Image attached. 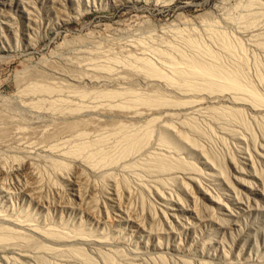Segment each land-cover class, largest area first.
<instances>
[{
	"label": "rangeland",
	"instance_id": "374dc122",
	"mask_svg": "<svg viewBox=\"0 0 264 264\" xmlns=\"http://www.w3.org/2000/svg\"><path fill=\"white\" fill-rule=\"evenodd\" d=\"M0 2V113L30 127L24 90L47 82L92 94V120L131 112L109 137L45 143L43 118L20 141L45 151L0 146V210L51 232L0 264H264V0ZM92 136L98 157L69 153Z\"/></svg>",
	"mask_w": 264,
	"mask_h": 264
},
{
	"label": "bare ground",
	"instance_id": "6f19581e",
	"mask_svg": "<svg viewBox=\"0 0 264 264\" xmlns=\"http://www.w3.org/2000/svg\"><path fill=\"white\" fill-rule=\"evenodd\" d=\"M0 3H2V2H0ZM8 26H10V25L8 24ZM4 36H5L4 34H2V35L0 34V39L3 38ZM47 83H45V84L42 83L44 85H42V84L41 85L40 84H35V85H31V86L27 87L24 90V92L27 93V95L29 96V98L25 99L21 103L22 104V107L24 106L23 108H25V106H27V107L32 108V111L33 110L35 111V114H34L31 110H29V112L31 111L33 113V115H32L31 112L29 113L28 110H27V117L29 115H32L33 116L32 121H31L32 123H30L31 124L30 127L27 124L28 122H26L27 119L25 120L24 123L21 122L22 124H24V125H21V126L22 127L24 126V128L29 129L28 132L31 135H35V136L40 137L39 134H41V133L38 132V127H39V124L41 123V121L43 120V118H49V121L51 119L52 120L51 121L52 124H53V120L55 119L54 120V123L55 124H53L54 127L52 129H50V128L47 129L48 131H46L45 133H43V135L41 134L42 137H43V138H41L42 142H45V143H48L49 142L50 143L52 141V143H53L57 139H59L58 137H60V135L63 134V133H66V134L67 133H70V136L72 134L73 137H75L77 134H79V136H81L83 134V136H85L84 138H86V136L89 137L93 133L98 134V132H100V131L102 132L104 129H105V132L108 129H109V131H111L110 133H109V131H107L108 132V137H109V134L111 135L112 132L116 131L115 128L117 127V124L111 123L110 120H108V121L105 120L106 121L105 122V121L102 120V118H105L106 119L108 117V119H110V118H112V115H114L117 118H119V117H127L128 118L131 115V112L130 113L129 112L127 113V111H123L121 107H120L121 109H115L114 110V107L115 106H112V102H111V104L108 103L109 105L106 104V106H108V107H105L104 104L103 105L101 104L100 107L103 110L101 109L102 111L99 114L98 113L96 114V117L97 118L94 117L95 119L92 120V119L87 118V117H93V115L95 114V112H93V115H92V113H90V111H92L93 109H96V108L99 109V106L97 104H95V102H97V101H95V102L93 101L94 103L90 101V99H93V95L92 94H86L87 91H84V90L83 91H80V92H75L72 89V87H69L68 86V88L71 89L70 91L68 90V92H70L73 95H71V94H68L67 95V94H64L65 92L63 93V90H65V91L67 90L66 89L67 86H65V88L61 89L62 86H61V88H58L60 86L57 85L58 86L57 87V86H55L56 84L55 85L54 84L46 85ZM80 87H83V86H80ZM60 89L62 91H60ZM78 89H81V88H78ZM68 92L66 91V93H68ZM111 92H113V91H110V93H108V94L106 92L105 94L108 95V96H110L111 95ZM117 92L118 91H115V94ZM122 93H123V91H122ZM122 93L120 94V92H119L117 94L118 97H116V95H115V98H119V95H122ZM112 94H113V97H114V92ZM91 95H92V97H91ZM104 95H102V96L104 97ZM106 95H105V97H106ZM74 100L79 101V103H77L76 105L72 104L71 102H73ZM107 100H106V102H107ZM110 105L113 108L109 107ZM119 105L120 104H118V106ZM5 108H8V107H5ZM42 108L44 109V111L46 110L45 108H47L48 111L51 110V112H49L50 114L47 111H45V113L47 112V114H44V113L42 114V112H40V111L43 110ZM76 108H79V110H75ZM36 110H39V112H37ZM10 112L11 111L9 110L8 111V114H6L7 112L4 114V111H2L0 113V146H3V147L6 146L7 147V145H9V147H11L10 145H13V146L16 145L17 148L20 151L21 150H22V152L25 151V153H31V151L32 150H35V149H42V150L45 151L46 147H48L49 144H47V145L45 144V145H42V146H40V144H39V146H40L39 147L38 144H36L35 142H21L20 141V140H22L21 137H20L21 136L20 134H22L23 131H25L24 128H21L20 123L18 122V121H20L22 119V117H20L21 115L20 116L17 115V117H20V119L17 118V117L14 119V120L19 119V120L16 121L19 124H16V122L12 121L13 116H12V118H10L11 115H12V113H11V115L9 114ZM24 112H26V110ZM78 112H86V114H83L82 116H80V115L77 116V114H80ZM28 113H29V115H28ZM25 115H26V113H25ZM55 115H56V117H55ZM99 115L101 116V118H98ZM132 116H133V113H132ZM14 117H15V114H14ZM84 117H86V118H84ZM56 119H59L60 122L59 121L56 122ZM22 121H24V119H22ZM46 121H47V119H46ZM91 122L93 123V125L90 124ZM25 124H27V126ZM36 124H37V126H34ZM49 124H51V123H49ZM58 124H61L62 127H60V125H59V127H57ZM81 125H83V126L86 125V126H84L85 129H83V131H82L83 126L81 128L80 127ZM87 125L92 126V127H89ZM115 125H116V127H115ZM112 126L115 127V128H113ZM77 127L79 128L78 130H77ZM86 127H88V128H86ZM89 128H91L90 129L92 131L91 133H90V130L89 131L88 130L87 131H84V130L89 129ZM75 130L78 133H76ZM79 130L82 131V132H80ZM75 133H76V135H74ZM103 133H104V131H103ZM100 134H102V133H99V135ZM99 135H97V136H99ZM104 136L106 137V135H103V136L101 135L99 137H102L103 139L109 141L107 138H104ZM78 137H75V138H77V140H78V139H80ZM99 137H97V139H96V136L94 138L92 136V140H90L91 137H90V139L88 138L90 141H88V139H87L88 142H86V140L83 141L84 140L83 139V140H81V143L77 142L79 144L72 145L73 150H71L72 149L71 147H70L71 149L69 148L71 150V152L69 151V149H68V151L72 155L82 156V154H84V152L86 150L88 152L90 149L94 148L93 149L94 152L92 151L91 153L94 154L95 153V150H96V154H94V155H97L99 153V151H101L102 146L104 147V145L106 144V142L101 143V144H103V145L100 146L101 148L99 146H97L98 144H100V141L101 142L103 141V139H99ZM74 139H73V141H74ZM70 141L72 142V140H70ZM42 142H40V143L43 144ZM66 142L67 141L63 142V145H65V144H67V145L69 144L70 145L71 144V142L70 143H68V142L66 143ZM96 146L98 147V149H97ZM74 147H76V148H74ZM95 147H96V149H95ZM104 148H106V147H104ZM85 154H86V152H85ZM85 154L83 155L84 157H85ZM88 154H86L87 160H88V157L89 156L92 159L94 155L93 154H90L88 156ZM91 155H93V156L91 157ZM97 157H98V155H97ZM99 157L102 158L101 153L99 154ZM19 160H20V157H19ZM24 170L28 174H32V176H34V172H35L34 163H32V162H30V163L25 162L23 164V168H22V165H19L18 166V169L16 171L17 172L20 171L19 173H21V171L24 172ZM8 173H9V171L7 172L4 167H1L0 168V179H1L2 176H3L2 179L5 178V175H8ZM5 180H6V178H5ZM4 181H1L0 180V194L2 196V197L0 196L1 198H7V196L9 197L8 194L12 191V190H10L11 188H8V184L6 182H4ZM5 184H7V186ZM21 190L24 193V195L28 196L30 199H35L36 198V195L34 193L35 191L33 190V188H31L29 186V184L22 183L21 184ZM11 195L12 196L14 195L13 192L11 193ZM34 195H35V198H34ZM9 198H12V197H9ZM13 200H14V198H13ZM1 202H3V201H1ZM1 204H3V203H1ZM1 204H0V206H1ZM13 207H14V204H13ZM5 208H4V210H0V257L2 259H4L6 262H8L7 259H6L8 257L5 254L15 253L16 251H15L14 248L20 247L21 244H22V243H19L20 241L24 240L23 241L24 243L26 241L27 242L28 241H33L34 242V241H37L39 238L43 239L41 237V235L43 233L51 234V232L48 231L49 228L47 229V228H45L43 226L41 227L38 224L35 225L33 223L32 219L29 220V218H31V217H29L28 215H27L28 218H26V214L24 215L25 217H23L22 214L25 213V212H23L22 214H19L18 212L15 211L18 214H13L14 212L12 210H11L12 213H10L11 211H9V212L7 211L6 212L5 211ZM43 240L46 241V242H50V241H47V239H45V238ZM40 241H42V240L39 239V242L37 241V243H42L43 242V241L42 242H40ZM29 243H32V242H29ZM34 243H36V242H34ZM21 247H23V245Z\"/></svg>",
	"mask_w": 264,
	"mask_h": 264
}]
</instances>
